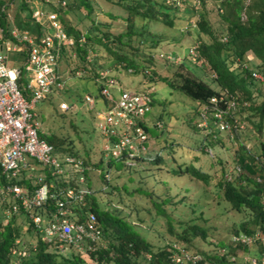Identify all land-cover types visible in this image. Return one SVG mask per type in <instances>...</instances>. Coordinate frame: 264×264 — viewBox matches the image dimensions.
Segmentation results:
<instances>
[{"label": "trees", "instance_id": "trees-1", "mask_svg": "<svg viewBox=\"0 0 264 264\" xmlns=\"http://www.w3.org/2000/svg\"><path fill=\"white\" fill-rule=\"evenodd\" d=\"M32 1L19 0L17 11L12 13L11 5L0 0V25L4 27L6 36L10 35L13 27L28 29L32 33H41V25L32 19ZM59 1H66V5L63 6L53 0L46 9L53 12L62 22L67 34L75 38L74 45L61 47L59 66L63 59L67 63H70L72 58L76 62H81L82 65L74 69L75 73L80 68L86 73H92L81 78L95 80L99 90L96 95L97 103L106 104V99L101 95L102 83L98 80L100 70L106 67V62L115 68H122L136 74L143 73L147 76V71L153 68L156 62L152 50L161 48L165 40H168L162 36L156 37L146 28L138 26L136 18L161 22L170 28H178L185 22L181 14L183 10L181 4L186 0H178L179 4L176 1L169 3V0H108L127 13V16L108 13L111 19L121 18L125 23V30L115 33L111 29L113 27L111 23L93 17L95 0ZM220 1L223 8L220 13L223 28L219 33L213 29L206 13L196 11L187 22L185 30L181 29L182 36L169 39L172 43L179 44L183 36L197 30L199 42L194 45L196 55L192 58L196 62H201L207 70L209 69L210 77L200 74L191 64L188 58L192 56L190 53L188 56L183 55L179 61L167 59L169 72L160 73L159 76L160 81L167 84L170 89L184 93L195 103L194 108L191 109L193 115L187 120L188 124L191 125L193 122V116L199 118V125L204 122L205 117L207 118L205 121L209 126L204 127L208 129L207 134L204 135L199 148L211 158L215 154L214 147L219 146L222 150V155L216 156L209 166L212 173L202 167L190 166L187 162H176L173 152L175 145L180 147L185 145L179 142L176 144L173 141L170 145L172 150L169 159L165 158L161 150L150 155L148 148L144 154L135 158L134 166H128L126 154L118 158L107 156L102 149L104 155L93 164V167L99 170L104 188H110V193L112 190L118 191L117 194L120 195L121 191H127L126 180L122 187L112 182V180L118 181L117 177L122 176L119 174L120 170L130 173V170L141 168L145 171L146 163L149 164L150 169L158 166L160 170H163L168 161L174 160L177 165L175 164V168L172 167V172L188 174L198 182H213V191L216 190L220 197L229 202L233 210L243 215L249 213L252 218L246 221L244 216L240 225L233 227L235 232L228 244L219 245L221 247L214 252L195 251L191 248L195 237L200 236L203 240L210 242L207 229L197 223L185 224L186 222L180 221L179 227L182 231L176 230L173 224V213L176 210L171 211L166 206L167 199L163 194L158 195L150 191L146 198L147 205L143 206L144 211L165 219L168 225L167 232L176 237L164 241L161 239L160 244H154L148 238V234L143 233L144 230L137 229L144 224V219L140 217L138 221L132 220L127 214L122 213L123 209L119 210L120 204L125 206L122 196L117 201L119 205H114L116 208H112L109 204L101 206L96 201L93 189L87 185L91 166L88 156L81 159L77 150L64 147L62 139L53 134L45 135L41 132V136L53 144L62 155H70L82 160L85 182L79 185L72 181L70 184L86 188L88 193L81 203L72 205V215L76 221L86 222L88 214L93 213L100 229V237L98 241L92 243L91 248L87 245L83 249L69 246L61 250L56 243L48 244L41 239L39 230L26 212L14 214L6 221L0 211V264H193L189 261L183 263L174 261L175 244L183 246L192 253L200 254L202 260L195 264H240L238 262L240 259L243 264L245 257L255 258L258 264H264V241L255 239L252 243L245 244L235 241L233 237L234 235L251 237L259 233L264 234V0H249L248 3L246 0ZM80 10H85L86 19H89V23L82 29L67 18L70 12ZM147 48L151 49L148 53ZM171 52L175 54V59L176 55L181 56V52ZM74 53L76 57L73 56ZM251 56L257 61L253 68L248 65ZM19 59L21 62L18 64ZM26 60V50L9 59L10 66L22 69L19 79L22 88L26 83L24 69ZM90 60H92V68L88 67ZM101 60L104 62L101 63ZM153 73L158 74L156 70ZM151 80H154L153 77ZM152 102L154 104V97ZM218 114L222 117L219 118ZM245 114L259 133L257 143L250 144L241 138V133L246 129L245 120L241 116ZM160 120H162L161 116ZM221 121L229 124V127L222 129ZM141 124L150 139L151 126L158 127L157 122L146 117ZM199 125L193 127L198 130ZM241 125H244V128H241ZM221 133L225 136H221ZM228 141L233 142L231 152H229ZM225 153L230 157L226 158ZM119 165L123 168L120 169ZM112 171L118 172L113 179ZM51 178L52 176L48 175L46 180L50 181ZM129 178L133 180L132 176ZM0 180H4L1 168ZM34 180L35 177L31 176L19 183L33 190ZM62 184L66 185L60 183ZM140 189L136 188L131 193L140 192ZM56 201L57 199L50 197L45 207L38 209L37 212L41 216L48 217ZM19 219L24 220L20 223ZM24 228H26L25 231H23ZM255 247L258 253L252 252ZM18 250H26L27 254L21 256Z\"/></svg>", "mask_w": 264, "mask_h": 264}, {"label": "rangeland", "instance_id": "rangeland-1", "mask_svg": "<svg viewBox=\"0 0 264 264\" xmlns=\"http://www.w3.org/2000/svg\"><path fill=\"white\" fill-rule=\"evenodd\" d=\"M5 3L10 4L12 7V13H15L19 7V0H3ZM247 3L249 0H246ZM182 17L185 21L184 24L178 26V28H170L165 24L157 21L143 20L136 18V24L141 28H146L150 33L156 37L162 36L168 40H165L161 48L152 50L155 57V66L149 68L147 76L143 73H133L132 71H126L122 68H115L110 66L106 62V67L100 71L108 70L120 85L137 91H149L154 97L155 102L153 109L148 113L147 117L153 122H157L158 127L151 126L150 139L147 143L149 148V154L154 155L160 152L166 159L171 157L170 147L171 142L176 144L182 143L185 147L176 146L174 148L176 162H187L190 166L202 167V169L212 171L209 167L213 163L216 156L222 155V150L219 146L214 147V157H209L206 153L200 150V145L203 142L204 135L207 134V130L204 127H208V122L205 120L199 125V118L193 116V122L187 123V120L191 118L195 103L180 91H173L167 84L160 81L159 76L169 72V65L167 59L179 61L183 55L188 57L191 64L194 65L198 72L203 76L210 77L209 69L201 65V62H196L192 57L196 55L195 47L199 42V35L197 30H193L191 34H187L181 38L179 44L172 43L173 38L181 37V29L187 27V22L191 19L196 11H202L206 13L207 18L212 23L213 29L219 33L222 30V20L220 13L223 8L221 7L220 0H186L182 2ZM48 8V5H44ZM95 12L93 17L100 21H106L111 23L112 31L119 33L125 30V23L121 18L113 20L109 17V14L118 16H127L121 8L108 0H95ZM109 13V14H108ZM85 10L70 12L67 18L73 23L77 24L81 29L84 28L89 19H86ZM180 28V29H179ZM189 48H191L189 50ZM151 49H146V52H150ZM171 51L181 52V56L172 54ZM190 51V52H189ZM91 61L88 62V67L92 68ZM21 59L18 60V64ZM104 61L101 60V63ZM256 60L251 56L249 60V67L253 68L256 64ZM81 66V62H76L72 58L70 63H67L64 59L60 62V74L62 79L65 80L64 87L54 90L46 99L40 101L36 106V112L38 114V120L41 122L42 132L45 135H55L64 141L65 148H74L79 152L81 159L87 158L91 163L89 167V185L94 192V197L97 202L102 205L109 204L112 208H116L117 201L120 196L124 198L125 206L119 205V210L123 209L124 214H127L132 220L138 221L141 217L145 220L144 224L137 227L138 230H144L145 235L148 234V238L151 239L154 244H160V240L175 239V235L167 232V223L165 219L161 217H155L144 211L143 206L147 202V196L150 191H154L155 194L161 195L167 199L166 206L171 210H176L173 213L174 226L176 230L182 231L179 227L180 221L182 223H197L207 229V234L210 242L203 240L200 236L195 237L191 248L195 251L205 250L206 252H214L219 249L223 244L230 242V237L235 232L233 227L239 226L244 216L246 221L252 218L249 213L241 214L238 211L232 209L229 202H227L222 196L213 191V182L205 183L203 181H197L188 174H177L171 171L172 167L175 168L177 163L172 160L168 161L163 170H160L158 166H154L150 169L149 164L146 163L145 171L141 168L134 170L124 171L120 170L121 177H117L118 181L112 180L113 184L123 186L126 180L127 191H121L118 195V191L110 188H104L103 181L100 177V172L97 168L93 167V164L104 155L103 137L99 133L98 123L100 121V115L97 113L103 109L105 103L99 102L93 107H90L86 102V95L90 94L96 96L99 93L98 86L94 81H89L85 78H81L84 75L88 76L92 73L85 72L80 68L82 74H78L79 71L75 70L77 66ZM156 70L157 75H154L153 71ZM259 76V75H257ZM153 77L154 80H151ZM160 116L162 120H160ZM246 123V129L241 133V138L250 144L257 143V137L259 135L256 128L251 121L247 118V114L241 116ZM257 120V118H252ZM199 125L198 130L193 127ZM245 125V124H244ZM162 127V128H160ZM204 128V129H203ZM221 136H225L223 133ZM222 137V138H223ZM264 137V136H263ZM232 141H228L229 152H231ZM255 149V148H253ZM224 153V152H223ZM225 157L229 158L230 155L225 153ZM122 165H119L120 169ZM173 168V169H174ZM212 173V172H211ZM112 179L118 175L117 171H112ZM133 180H131V177ZM142 181L140 182V180ZM117 182V183H115ZM141 188L140 192L131 193L134 189ZM129 192V193H128ZM117 194V195H116ZM221 195V194H220ZM219 197V198H218ZM176 205H173L175 204ZM147 205V204H146ZM24 219H19L21 223ZM206 220V221H204ZM189 221V222H188ZM149 226L151 227L149 229ZM26 228L23 229L25 231ZM148 230V231H147ZM253 253H258L256 247L252 250ZM240 264L242 260L238 261Z\"/></svg>", "mask_w": 264, "mask_h": 264}, {"label": "built area", "instance_id": "built-area-1", "mask_svg": "<svg viewBox=\"0 0 264 264\" xmlns=\"http://www.w3.org/2000/svg\"><path fill=\"white\" fill-rule=\"evenodd\" d=\"M52 1L33 0L31 3L32 19L41 25V33L13 27L6 36L0 25V168L4 178L0 180V211L6 221L14 214L26 212L41 239L48 244L56 243L61 250L69 246L91 248L100 237L95 215L89 213L86 222L71 217L72 205L81 203L88 193L86 188L70 184L85 182L83 162L77 157L62 155L41 136L42 126L36 112L40 101L64 87L59 51L63 46L75 44V38L67 34L60 19L44 7ZM55 1L66 5V1ZM173 1L179 4L178 0H169V3ZM24 50L27 51L26 83L22 88L19 83L22 69L10 66L7 53ZM73 56L76 57V53ZM98 80L102 83L101 95L106 99L104 108L97 112L101 118L98 129L104 140L103 150L107 156L117 158L126 154V164L134 166L135 158L148 150L149 136L141 122L153 109L152 95L149 91L121 86L108 70L100 71ZM85 100L90 107H97L96 96L88 94ZM221 127L227 128L229 124L221 121ZM48 175L52 176L50 181L46 180ZM31 176L35 177L33 190L19 183ZM50 197L57 199L54 208L48 217L41 216L37 211L45 207ZM233 237L245 244L255 239L264 241V234L260 233ZM18 254L25 256L27 251L18 250ZM173 259L176 263L195 264L202 256L175 244ZM243 264H258V261L245 257Z\"/></svg>", "mask_w": 264, "mask_h": 264}, {"label": "crops", "instance_id": "crops-1", "mask_svg": "<svg viewBox=\"0 0 264 264\" xmlns=\"http://www.w3.org/2000/svg\"><path fill=\"white\" fill-rule=\"evenodd\" d=\"M0 50H1V47H0ZM17 53H19V52H10V53H7V56L10 59L11 57L16 56ZM71 217L73 218V215H71Z\"/></svg>", "mask_w": 264, "mask_h": 264}]
</instances>
